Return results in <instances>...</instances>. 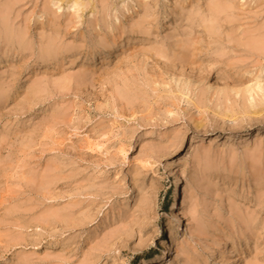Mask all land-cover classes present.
<instances>
[{"label": "rangeland", "instance_id": "1", "mask_svg": "<svg viewBox=\"0 0 264 264\" xmlns=\"http://www.w3.org/2000/svg\"><path fill=\"white\" fill-rule=\"evenodd\" d=\"M0 264H264V0H0Z\"/></svg>", "mask_w": 264, "mask_h": 264}, {"label": "bare ground", "instance_id": "2", "mask_svg": "<svg viewBox=\"0 0 264 264\" xmlns=\"http://www.w3.org/2000/svg\"><path fill=\"white\" fill-rule=\"evenodd\" d=\"M128 19V10H126L121 16L115 18L113 22L117 23L119 26H123V24L126 22ZM177 206V201L176 198L174 202L171 205V208L174 209Z\"/></svg>", "mask_w": 264, "mask_h": 264}]
</instances>
